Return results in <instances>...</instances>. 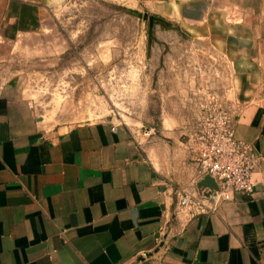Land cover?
<instances>
[{"label": "crops", "instance_id": "0c3cea01", "mask_svg": "<svg viewBox=\"0 0 264 264\" xmlns=\"http://www.w3.org/2000/svg\"><path fill=\"white\" fill-rule=\"evenodd\" d=\"M69 1L0 0V264H264V0H190V15L161 1L220 63L208 81L259 159L250 193L195 217L174 214L176 187L199 192L204 177L178 111L154 146L113 122H37L17 64L57 54L68 38L57 9Z\"/></svg>", "mask_w": 264, "mask_h": 264}, {"label": "rangeland", "instance_id": "374dc122", "mask_svg": "<svg viewBox=\"0 0 264 264\" xmlns=\"http://www.w3.org/2000/svg\"><path fill=\"white\" fill-rule=\"evenodd\" d=\"M161 1L70 0L57 9L60 31L68 37L55 40L57 54L25 57L17 64L21 91L42 128L108 121L133 129L154 146L163 138L162 117L178 111L184 117L181 124L192 127L181 138L194 152L191 132L201 102L221 90L208 81L218 61L207 45L193 41L190 20L178 18L176 6L165 7ZM177 1L190 15V0ZM123 7L140 11L142 17ZM150 15L169 25L155 22L150 27ZM197 63L203 67L192 73ZM192 96L194 102H186ZM151 128L150 135H143Z\"/></svg>", "mask_w": 264, "mask_h": 264}, {"label": "built area", "instance_id": "2783aa9c", "mask_svg": "<svg viewBox=\"0 0 264 264\" xmlns=\"http://www.w3.org/2000/svg\"><path fill=\"white\" fill-rule=\"evenodd\" d=\"M196 128L191 137L196 145L200 177L210 175L217 188L206 197L195 187H176L174 214L184 212L189 217L213 210L216 204L231 198L234 192L250 193L253 173L259 159L245 141L235 136V115L215 93H208L201 102ZM153 128L145 129L150 135ZM207 191V190H206ZM210 198V202L206 200Z\"/></svg>", "mask_w": 264, "mask_h": 264}, {"label": "water", "instance_id": "95a60500", "mask_svg": "<svg viewBox=\"0 0 264 264\" xmlns=\"http://www.w3.org/2000/svg\"><path fill=\"white\" fill-rule=\"evenodd\" d=\"M122 9L126 10L128 13L135 15L137 17H142V13L136 9L130 8V7H123ZM155 22H159L161 25H165L168 26V22H166L164 19L158 18L156 16L150 15L149 16V25L150 27L153 25V23ZM149 35H151V33L149 32ZM197 186L199 188V192L208 197L210 196L213 191L217 188V183L216 181L210 176V175H204V177L197 183ZM207 190V191H205ZM203 191H205L206 193H204Z\"/></svg>", "mask_w": 264, "mask_h": 264}]
</instances>
